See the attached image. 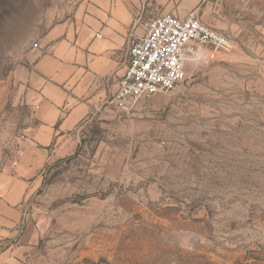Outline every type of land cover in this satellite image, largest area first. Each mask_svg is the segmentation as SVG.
Segmentation results:
<instances>
[{"label":"rangeland","instance_id":"obj_1","mask_svg":"<svg viewBox=\"0 0 264 264\" xmlns=\"http://www.w3.org/2000/svg\"><path fill=\"white\" fill-rule=\"evenodd\" d=\"M208 1L233 48L189 57L170 93L84 121L28 180L18 264H264V0ZM85 2L0 0V200L37 126L20 68Z\"/></svg>","mask_w":264,"mask_h":264},{"label":"crops","instance_id":"obj_2","mask_svg":"<svg viewBox=\"0 0 264 264\" xmlns=\"http://www.w3.org/2000/svg\"><path fill=\"white\" fill-rule=\"evenodd\" d=\"M211 7L208 0H86L74 21L56 26L33 49L28 68L20 72L24 100L33 106L37 126L24 144L18 174L0 200V238L7 242L0 264H18L30 236V225L18 230L24 212L20 203L31 191L28 180L76 141L84 121L119 112L108 102L127 71L132 44L143 37L147 25L164 15L186 17L194 11L207 23ZM189 48L193 52L187 49L186 59L198 54L215 59L223 53L195 44Z\"/></svg>","mask_w":264,"mask_h":264},{"label":"built area","instance_id":"obj_3","mask_svg":"<svg viewBox=\"0 0 264 264\" xmlns=\"http://www.w3.org/2000/svg\"><path fill=\"white\" fill-rule=\"evenodd\" d=\"M190 44L210 47L213 52L233 48L228 37L203 22L195 11L186 17L164 15L149 23L143 37L132 44L127 71L108 104L129 112L143 99L172 92L187 79L185 51L193 52ZM33 48L39 49L40 44Z\"/></svg>","mask_w":264,"mask_h":264}]
</instances>
